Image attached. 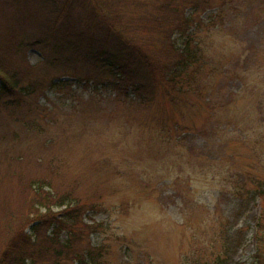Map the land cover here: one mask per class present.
<instances>
[{"label":"rangeland","instance_id":"rangeland-1","mask_svg":"<svg viewBox=\"0 0 264 264\" xmlns=\"http://www.w3.org/2000/svg\"><path fill=\"white\" fill-rule=\"evenodd\" d=\"M213 12L200 18L207 21ZM230 14L202 36L206 70L214 76L202 84L215 112L207 114L194 99L193 114L180 116L174 104L158 98L140 122V102L113 99V84L84 89L67 78L75 73L69 71L61 79L69 88H48L40 99L66 114L52 126V143L36 132L22 130L17 138L0 132V245L32 210L33 183L45 182V191L56 196L100 206L83 222L109 223L100 240L111 244L115 264H204L216 253L226 264L250 260L260 211L251 187L264 185V0L238 3ZM26 59L34 65L42 56L31 49ZM120 109L132 115L126 119ZM172 115L189 127L175 133L181 143L171 139L178 126ZM159 117L171 130L157 125ZM98 239L89 236L92 243Z\"/></svg>","mask_w":264,"mask_h":264},{"label":"trees","instance_id":"trees-1","mask_svg":"<svg viewBox=\"0 0 264 264\" xmlns=\"http://www.w3.org/2000/svg\"><path fill=\"white\" fill-rule=\"evenodd\" d=\"M245 1L0 0V132H11L14 138L22 130L36 132L52 143V126L60 125L66 114L56 106L47 108L40 99L46 100L48 88H69L61 81L67 76L89 91L113 84L118 91L113 99L140 102V122L158 98L174 104L180 116L183 111L193 114L194 99L205 105L207 114L215 112L202 84L206 76L214 77L206 70L202 36L217 29L223 16L238 11V3ZM209 11L214 12L203 21L201 15ZM31 49L42 56L34 65L26 59ZM64 66L68 71L59 73ZM51 69L58 70L49 75ZM69 71L75 73L62 76ZM121 110L126 119L132 115ZM160 119L157 125L168 126L169 121ZM186 128L173 125L171 139L181 143L175 133ZM47 185L33 183L32 210L18 220L19 228H9L0 245V264H115L111 244L100 240V231L109 223L83 222L88 211H100V206H86L71 195L56 196L45 191ZM251 188L260 211L254 221L256 248L244 264H264V234L259 232L264 230V185ZM91 234L99 235L96 243L89 241ZM127 250L128 246L123 248ZM213 256L204 264H226L221 253Z\"/></svg>","mask_w":264,"mask_h":264}]
</instances>
